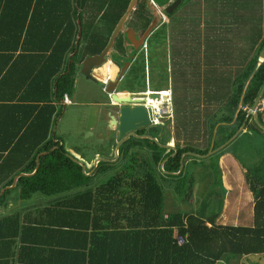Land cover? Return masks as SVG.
Instances as JSON below:
<instances>
[{
  "label": "trees",
  "instance_id": "1",
  "mask_svg": "<svg viewBox=\"0 0 264 264\" xmlns=\"http://www.w3.org/2000/svg\"><path fill=\"white\" fill-rule=\"evenodd\" d=\"M170 1L175 0L155 3L165 7ZM130 2L0 0V89L15 86L0 110L7 108L9 115L21 118L10 131L0 117V136L10 133L0 138V192L18 175L33 174L38 156L48 153L40 157L34 176L20 178L15 189L1 196L0 210L18 200L22 206L0 217V243H15L20 231L25 243L27 228H46L57 240L53 245L66 254L65 264L83 252L84 264H217L263 255L264 131L254 116H247L264 85V63L258 67L264 48V0H182L151 37V50L168 53L173 83V134L160 124L155 135L163 145L174 138L177 156L169 158L172 150L150 140L133 139L122 148L119 165L100 163L91 177L67 156L55 130L63 116L61 102L74 93L80 63L105 49ZM147 4L138 0L131 27L149 26ZM12 108L21 112L11 113ZM256 115L264 127L261 104ZM243 126L240 136L250 134L260 141L257 150L263 154L246 172L255 203L254 226H221L216 224L219 215L206 221L181 212L165 219L162 183L168 191H178L193 180V162L202 164L206 179L221 183L219 159L228 147L205 160L186 156L178 176L166 173L179 172L183 154L205 156L212 144L214 150L220 148ZM105 177L102 184H92ZM36 196L47 198L49 205L40 219L26 216L21 222L19 212ZM179 238L184 244H178Z\"/></svg>",
  "mask_w": 264,
  "mask_h": 264
},
{
  "label": "flooded vegetation",
  "instance_id": "2",
  "mask_svg": "<svg viewBox=\"0 0 264 264\" xmlns=\"http://www.w3.org/2000/svg\"><path fill=\"white\" fill-rule=\"evenodd\" d=\"M173 2L174 1H170L165 7H159L157 4H151L148 2L147 9L152 19L149 26L145 30L131 27L128 23L130 19L129 17L128 21L124 25V29L119 33L118 37L115 40L110 57L107 59V63L105 65L106 70H104L105 66L104 69H95L94 80H97L98 83L94 84L79 73L77 74V76L80 75L83 79L89 81L94 86L96 90V101L91 106H98L99 117L97 123L94 126L93 137L88 140H80L81 146L80 144L78 145L75 141V149L70 147L69 144L66 145L64 143V145L66 150H71L74 156L80 158V161L85 162L86 165L89 166L90 162L88 163L85 158L82 157V155L87 151L91 153L96 152L97 155L100 157L98 159H104V157H107L112 154L111 159H105L112 162V164H105L113 166L119 165L123 161L125 154V151L122 148L127 144L131 143L133 139H135L133 135H148L154 137L157 126H159L160 124L165 125L163 124L164 120H173L174 110L171 105V98H167L168 93L164 94L166 97V101H164L162 99L164 95L159 94V92L163 91H169L171 93V89L173 87L171 76L169 75L168 77V73L171 74V67L168 63V53L163 51L151 50L149 43L151 37L157 32L161 31L163 25L168 22V14H166V8ZM156 18L157 24L155 28L146 37L145 41H142L148 28L152 25ZM119 40H121L122 42L121 46H119L120 44L117 45V42ZM86 58L87 57H85L84 60ZM103 79L109 80V82L106 81L108 82L107 85L103 84V86L102 83L99 81ZM108 88L112 89L113 94L116 95L118 98L126 99L127 101L122 103L114 102V100L112 99L113 95L109 96L103 92L104 89ZM153 94H158L160 96V100L157 102L159 103L160 107L163 108L160 109L162 113V119L160 123L155 124L153 122L152 109L151 114L149 113L150 115H152V124L150 126L138 129L134 132H130L126 134L125 138L121 142H118L116 124L119 120L121 111H131V109H138V107H141L145 104L143 103L144 101H146L147 106H150V96ZM168 104L170 105V108L169 111H166L165 109L168 108ZM155 105L157 104L155 103ZM89 107L90 106L84 109L82 115H78V120L83 121V119H85V127L82 132L83 135L84 133L86 135ZM103 117L106 123L101 122V119ZM166 127L169 128L168 125ZM159 137L157 138L158 140ZM88 141H91V143H87ZM174 142V145L172 146L176 147V142ZM95 143L98 144V146L100 147L95 148ZM120 144L122 145L120 146L117 155L116 149ZM89 169L91 171L93 170L92 167Z\"/></svg>",
  "mask_w": 264,
  "mask_h": 264
},
{
  "label": "crops",
  "instance_id": "3",
  "mask_svg": "<svg viewBox=\"0 0 264 264\" xmlns=\"http://www.w3.org/2000/svg\"><path fill=\"white\" fill-rule=\"evenodd\" d=\"M77 77L80 78L81 76L79 75L76 76V78ZM14 89L15 86L12 87L9 86L7 89H0V105L5 104V102L3 101L4 98L11 96L13 94ZM66 98L68 100L67 102L65 100L61 102L63 110L64 108H66L67 105L71 104L70 97H66ZM93 100H95V96ZM74 104H76L75 106L77 107L90 106L89 104L82 105L83 103L81 102L80 104L73 103V105ZM1 111H5V114L2 115L1 113L3 112ZM7 111L10 110L9 109L7 110V108L6 110H0V117L1 116L3 117L4 124L5 125L9 124L10 126L8 127H10V131L11 130L13 131L15 130V126L21 124V118L17 116V114L9 115ZM12 111L14 112L11 113H18V111L21 112L19 108H12ZM81 111L82 109L78 111L79 112L78 115H80ZM62 118L63 116L60 117V119L58 120V126ZM5 127L6 126H1V129L4 131ZM55 130L57 133L58 127ZM9 135L10 133L6 132L5 136L2 137L0 136V138H7L9 137ZM249 135L250 134H245L243 136H240V138L238 136L233 141L234 144L232 146L230 147L227 146L228 147L227 151L219 159V167L221 170V185L223 188L222 195L224 196L225 203L223 210L219 214V217L216 221L217 225L248 227L249 225L247 226L242 225L244 224L243 222H248L251 225L249 227L254 226L255 203H254L253 195L250 192L246 181V172L249 166H253V164L259 162L258 161L260 160L259 156L262 157L263 154L262 153L260 154L257 150L258 146L260 145V141L254 140V138H251V136ZM154 137L158 138L159 135H154ZM160 139L161 137H159V140ZM171 140L174 141V138ZM55 141H56L55 143L60 142L57 140ZM75 141L78 145L80 144L81 146V141L79 139H76ZM87 143L90 144L91 141L90 142L88 141ZM60 144L62 143L60 142ZM254 145H256V149ZM85 154L87 153L85 152L82 155V157H84ZM111 155L112 154H110L107 157H104V159H111ZM91 156H93V158L90 161V165L89 166L87 165L88 169L91 167L94 168L95 160L100 158L96 152H93ZM244 161L245 164L243 163ZM96 172L97 170L93 174H95ZM92 184L96 185L97 182L94 181ZM19 202H21V204H19ZM28 205L30 206L28 207L30 209L28 208L23 209L22 211L19 212L21 222L26 216H31L32 218L36 217L40 219L43 215L40 214V212L49 205V200H47V198H44L42 196H36L31 201L28 202ZM21 206H22V200H18L17 204L10 203L9 208L7 210L5 211L0 210V217L5 215H10L12 211L20 209ZM170 213L165 214L164 218L168 219L171 215H173V213L171 214ZM43 217L44 219L47 218V216L45 215ZM209 218L210 217H206V221ZM44 222L46 223V221ZM44 229L45 231L40 227L27 228L24 236V239L26 241L25 243L22 242L23 234H21V231L18 238L15 240V243L12 244L0 243V264H65L67 262L65 258L66 254L60 249H57L55 245H53L54 243L57 242L56 238L52 236L50 233L46 232L47 231L46 228ZM28 242H33V243L36 242V243L30 244ZM83 254H77V256L74 255L73 256L74 259L72 260L71 263L84 264ZM217 264H264V254L256 255V256H248L235 260H225Z\"/></svg>",
  "mask_w": 264,
  "mask_h": 264
},
{
  "label": "water",
  "instance_id": "4",
  "mask_svg": "<svg viewBox=\"0 0 264 264\" xmlns=\"http://www.w3.org/2000/svg\"><path fill=\"white\" fill-rule=\"evenodd\" d=\"M152 2H154V4H156V0H152ZM138 3V0H131L126 13L124 14V16L120 19V21L118 22L117 26L115 27L111 37L109 38L108 44L105 47V49L96 56H92V57H87L80 65V70L79 73L80 75H82L83 77H85L86 79L90 80L92 83H98L97 80H94V76H95V69L101 68L104 69V66L107 63V59L110 57L111 54V50L114 46L115 40L118 37L119 33L124 29V25L125 23L128 21L131 13L135 10L136 5ZM182 3V0H175L172 4H170L167 8H166V14H171L173 13V11H175ZM157 24V18L154 20V22L152 23V25L148 28L147 32L145 33L142 41H145L146 37L150 34V32L155 28ZM78 26H79V30H81V23L80 21H78ZM264 63V48L262 49V51L260 52V56H259V62H258V67L261 66ZM106 67V66H105ZM106 70V68L104 69ZM102 85H107L109 80L107 79H103V80H99ZM108 81V82H106ZM103 85V86H104ZM104 93H106L107 95H113L112 99L114 100V102L117 103H122L127 101L126 99H120L118 98L116 95L113 94V90L112 89H104L103 91ZM264 94V85L263 88L254 104V106L252 107V109L248 112V116L247 119L254 113V111L257 109V107L259 106V104L262 102V97ZM164 101H166V97L163 96L162 98ZM150 100L151 101H159L160 100V96L158 94H153L150 96ZM143 103H145L143 106L138 107V109H131V111H126V110H122L119 116V120L117 121V127H116V131H117V141L121 142L126 134L130 133V132H134L138 129H142V128H146L148 126H150L151 123V111L152 108L150 106L146 105V101H144ZM84 107V106H81ZM65 110V108H64ZM63 110V113H64ZM81 110V109H80ZM83 109L80 112V115L83 114ZM99 113V108L98 106H90L89 107V112H88V117H87V127H86V135L85 138H91L94 136L93 130H94V126L98 121V115ZM150 113V114H149ZM254 119L256 121V123L263 129L264 131V127H262L258 121L257 116H254ZM101 122L106 123V121L104 120V117L101 119ZM244 131V126L237 132V134H235V136L233 138H231L229 140V142H227L225 145L221 146L218 149L214 150V144H212L210 151L208 152L207 155L205 156H200L197 154H193V153H186L183 154L181 156V167L178 173L176 174H172V173H166L172 176H178L182 171H183V167H184V158L186 156L189 157H194L197 159H208L210 157H212L213 155H215L216 153L222 151L223 149H225L230 143H232L242 132ZM135 139L137 140H150L151 142L156 143L160 148H164L167 150H172L173 154L169 157V158H173L175 156L178 155V149L176 147H173L172 145H163L160 144V141L152 136H148V135H144V136H137V135H133ZM56 142V141H55ZM122 144H120L117 149H116V154L118 155V150L120 148ZM58 149V147H54L53 150ZM52 150V151H53ZM68 152L67 156L76 164L80 165L82 167V171L83 173L87 176V177H91L93 175V173L97 170V166L99 163H107V164H112V162L105 160V159H98L95 160V165L93 168V171L90 173H87V169L88 166L85 164V162L80 161V158L74 156V154L72 153L71 150L67 149L66 150ZM48 153H42L38 156L37 158V167L36 170L33 174L31 175H27V174H20L17 177L14 178V181L12 183V185L10 187L4 188L3 190H1L0 192V198L1 196L8 190H12L15 189L17 187V183L18 180L22 177H32L34 176L38 169H39V159L42 156L47 155ZM169 158H167L166 160L163 161V163L161 164V169H164V165L165 163L169 160ZM19 204H21V202H19Z\"/></svg>",
  "mask_w": 264,
  "mask_h": 264
},
{
  "label": "rangeland",
  "instance_id": "5",
  "mask_svg": "<svg viewBox=\"0 0 264 264\" xmlns=\"http://www.w3.org/2000/svg\"><path fill=\"white\" fill-rule=\"evenodd\" d=\"M165 92V91H164ZM167 98H172V94L169 91ZM96 90L94 86L87 82L82 77H77L75 79V87L74 93L70 97L71 104L67 105L64 113L63 118L60 121L58 126L57 135L63 138V141L66 145L69 144L70 147L73 149L76 148L75 140H88L90 138H85V133L83 135V129L85 127V119L83 121L78 120V111L80 109H85L88 106H75L73 103H83L82 105L89 104L90 106L95 103L96 100H93L95 96ZM166 93V94H167ZM78 104V105H79ZM264 107V101L260 103ZM259 104V105H260ZM170 105L168 104V108L166 111H169ZM160 109H163L160 107ZM257 110V109H256ZM256 110L252 114V116L256 115ZM88 117V116H87ZM81 121V122H80ZM172 121L164 120L163 124L166 126L168 125L171 128V133L173 134L172 130ZM173 140L169 142V145H174ZM176 142V140H175ZM174 142V143H175ZM161 144V143H160ZM168 145V144H167ZM98 144L95 143V148H99ZM69 148V147H68ZM79 149V148H78ZM76 149V150H78ZM87 154L84 155V158L89 163L93 156H91V152L87 151ZM186 166L190 165L191 160L189 159L186 162ZM191 167L192 177L193 180L186 181L185 184L179 188L178 191H168L166 185H163L164 190L166 191L164 194L165 200L163 205V212L164 214L181 212L183 215H196L198 217L205 218L211 217L214 215H219L224 207V196L222 195V185L219 181H208L206 180V171L203 170L202 164L200 162H193V166ZM107 176V175H105ZM106 180L105 178H101V181H96L98 184H102ZM193 186V194L191 195V199L187 198V193L189 187ZM38 201V200H37ZM246 212V211H245ZM170 213V214H171ZM242 225H249L248 222H243ZM248 226V227H249Z\"/></svg>",
  "mask_w": 264,
  "mask_h": 264
},
{
  "label": "built area",
  "instance_id": "6",
  "mask_svg": "<svg viewBox=\"0 0 264 264\" xmlns=\"http://www.w3.org/2000/svg\"><path fill=\"white\" fill-rule=\"evenodd\" d=\"M148 2L149 3H151V4H154V2H152V0H148ZM167 92H159V94L160 95H164V94H166ZM65 101L67 102L68 100H67V98H65ZM155 103L157 104V105H155ZM150 106H151V108L153 109V122L155 123V124H159L160 123V121H161V119H162V113H161V110H160V105H159V103L157 102V101H150V104H149ZM178 244L179 245H182V244H184V239L183 238H179L178 239Z\"/></svg>",
  "mask_w": 264,
  "mask_h": 264
},
{
  "label": "bare ground",
  "instance_id": "7",
  "mask_svg": "<svg viewBox=\"0 0 264 264\" xmlns=\"http://www.w3.org/2000/svg\"><path fill=\"white\" fill-rule=\"evenodd\" d=\"M165 96V95H164Z\"/></svg>",
  "mask_w": 264,
  "mask_h": 264
}]
</instances>
